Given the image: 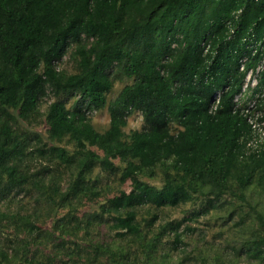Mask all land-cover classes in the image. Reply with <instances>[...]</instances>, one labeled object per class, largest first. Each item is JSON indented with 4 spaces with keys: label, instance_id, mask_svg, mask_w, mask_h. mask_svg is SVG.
Wrapping results in <instances>:
<instances>
[{
    "label": "trees",
    "instance_id": "trees-1",
    "mask_svg": "<svg viewBox=\"0 0 264 264\" xmlns=\"http://www.w3.org/2000/svg\"><path fill=\"white\" fill-rule=\"evenodd\" d=\"M259 43L264 0H0V264H184L206 218L236 228L218 264H264V142L234 110Z\"/></svg>",
    "mask_w": 264,
    "mask_h": 264
},
{
    "label": "rangeland",
    "instance_id": "rangeland-1",
    "mask_svg": "<svg viewBox=\"0 0 264 264\" xmlns=\"http://www.w3.org/2000/svg\"><path fill=\"white\" fill-rule=\"evenodd\" d=\"M61 67H68L69 70L72 69V64L70 62H68V57L65 58L64 62L61 64ZM123 87V83H116L114 89L112 90V92L110 93V97L113 96L114 94H116L121 88ZM89 116H91L93 123L95 124V126L100 130L103 131L105 130L110 123V115L109 112L107 111V109L102 110V111H94V112H90ZM143 118H142V114L141 113H136L133 114L130 118H129V123L128 126L126 127V131H130L133 129H141L143 126ZM41 131H45L44 127H40L39 128ZM102 178L103 181L106 184H114V177H109L108 175H106L105 173H102ZM151 183L160 186L161 182L158 180H150ZM97 207V204L94 202H90L87 203L85 205L82 206L81 211L82 212H86L87 210L92 211ZM193 209V205L192 204H187L185 206H180V207H165L163 208L161 211H158V213L160 214V216L163 219H170V220H180L182 219L185 215H187V211H190ZM205 221H209L208 223ZM233 222L230 223L229 226H226L224 228H222V225H219L217 223V221H215L214 219L209 220V218H206L203 220L202 224H201V228L194 234L195 236L188 237L187 240V246L185 247L187 252H191L194 253V255L197 257V259L193 260V261H188L185 262L184 264H201V262L203 261V259H208L207 263L208 264H218V262H216V260L214 259V256L216 254L221 255L222 254V248L223 246H225V236H223L222 238L219 236V231L222 229L224 231H226V234H233L236 232V228H231ZM231 228L232 230L230 231ZM91 233V236L94 238V240H103V239H107V234H108V230L105 226H99V227H95L93 228ZM200 235H204L205 239H207L208 241H213L214 242V246L210 247V245H207L206 243H203L202 240L200 239L198 241V236ZM227 252V251H226ZM225 252V255H227V253ZM183 253L179 252V251H175L172 254V258H171V262L173 263H177L181 257H183ZM225 261L220 262L219 264H229V261L231 260V257H225L224 258ZM239 264H257V262L255 261H249L248 259H242L240 260Z\"/></svg>",
    "mask_w": 264,
    "mask_h": 264
},
{
    "label": "built area",
    "instance_id": "built-area-1",
    "mask_svg": "<svg viewBox=\"0 0 264 264\" xmlns=\"http://www.w3.org/2000/svg\"><path fill=\"white\" fill-rule=\"evenodd\" d=\"M205 52H209L210 43L204 42ZM260 50L264 54V44L259 43ZM258 52L256 46L253 55ZM249 56L245 55L241 61V70L245 68ZM264 73V56L257 67L247 71L241 91L235 96V111L238 109L246 117L253 130L251 143L258 145L264 142V87L257 90ZM223 90H218L214 95L213 105L215 110L220 103Z\"/></svg>",
    "mask_w": 264,
    "mask_h": 264
}]
</instances>
